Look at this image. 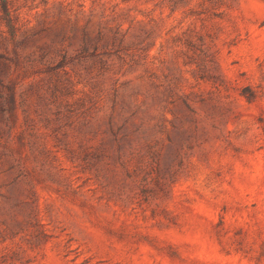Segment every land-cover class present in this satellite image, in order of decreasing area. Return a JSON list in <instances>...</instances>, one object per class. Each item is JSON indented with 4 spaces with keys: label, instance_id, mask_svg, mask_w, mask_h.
Here are the masks:
<instances>
[{
    "label": "rangeland",
    "instance_id": "1",
    "mask_svg": "<svg viewBox=\"0 0 264 264\" xmlns=\"http://www.w3.org/2000/svg\"><path fill=\"white\" fill-rule=\"evenodd\" d=\"M199 1L11 0L15 36L0 7V141L52 150L0 264H264V0Z\"/></svg>",
    "mask_w": 264,
    "mask_h": 264
},
{
    "label": "trees",
    "instance_id": "2",
    "mask_svg": "<svg viewBox=\"0 0 264 264\" xmlns=\"http://www.w3.org/2000/svg\"><path fill=\"white\" fill-rule=\"evenodd\" d=\"M165 3H168L171 7L177 8L183 4L188 3L190 0H162ZM199 4L205 11L214 10L216 8H224L226 2L225 0H200ZM0 7L2 10V20L5 22V25L10 30L13 36L16 35V16L14 15L11 9V0H0ZM202 11V12H205ZM2 61L0 65L8 67L11 65L9 59L6 56H1ZM7 91L11 96L10 108L5 105L7 102ZM17 92V86L14 85V82L11 84V74L7 71L6 77L0 75V99L3 103V115L7 118V121H14L17 116V105L15 103V97ZM115 108L111 110L110 119H114ZM11 129L12 126H9ZM125 132V133H124ZM129 134V131L125 128V131H119L116 133L115 138H120ZM98 140V139H97ZM116 140V139H115ZM117 141V140H116ZM118 142V141H117ZM82 144H91L85 150L84 160L87 164L92 165L91 157L92 153L96 154L95 157L103 156L106 151V142L104 139L97 141L96 144L85 143ZM151 148L153 145L149 144ZM40 144H33L30 148V155H22L20 148H15L9 143L0 141V237L10 236V231L13 229L10 226L9 221L13 220L12 217H15L18 214L20 204L24 203L26 199H19L15 197L13 191L20 187L21 189L27 188L26 193L29 195L27 199L28 203L32 207L34 200H37V190L36 184L34 183L35 175L39 169L43 166H40V157L38 153L49 154L52 150L47 147V144H42V150L40 149ZM69 147V145H68ZM69 149V148H68ZM75 154V151L72 153ZM44 164V163H43ZM40 166V167H39ZM31 216L38 221V216L36 213L31 211Z\"/></svg>",
    "mask_w": 264,
    "mask_h": 264
}]
</instances>
